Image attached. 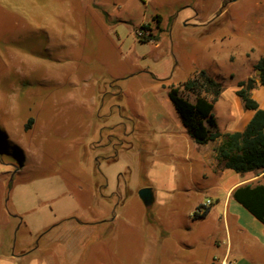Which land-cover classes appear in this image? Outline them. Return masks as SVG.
Instances as JSON below:
<instances>
[{
    "label": "rangeland",
    "instance_id": "obj_1",
    "mask_svg": "<svg viewBox=\"0 0 264 264\" xmlns=\"http://www.w3.org/2000/svg\"><path fill=\"white\" fill-rule=\"evenodd\" d=\"M36 1L42 20L16 41L13 12L22 8L29 18L30 4L0 0V264H157L148 255L161 231H196L188 212L195 217L199 202L211 201L213 230L227 182L209 171L169 87L201 69L244 76L249 43L232 25H264V3ZM157 14L163 31L140 28ZM137 32L161 35L142 42ZM263 51L259 44L250 56ZM226 84L215 105L221 128ZM77 90L81 99L67 100ZM154 101L170 129L148 124ZM98 139L117 143L112 162L102 158L115 150L98 147ZM96 183L114 194L94 198ZM209 184L220 189L204 190ZM144 187L154 188L150 205L140 199ZM209 242L220 245L221 232Z\"/></svg>",
    "mask_w": 264,
    "mask_h": 264
},
{
    "label": "crops",
    "instance_id": "obj_2",
    "mask_svg": "<svg viewBox=\"0 0 264 264\" xmlns=\"http://www.w3.org/2000/svg\"><path fill=\"white\" fill-rule=\"evenodd\" d=\"M23 1L26 6L27 4H30L29 18L27 17V12L23 11L22 8H20V10L17 12H13L16 41L21 35L24 34L21 32V30H24V32L27 30L33 31L34 24L39 23L42 20L41 13L39 12L40 8L37 6V1ZM229 1L232 3H237L240 0ZM263 3L264 0H257L254 4L255 6L260 7ZM0 6L1 10L3 6ZM155 16L152 17L151 21L143 22L141 25H155L154 28H156L157 31L160 29L163 31L164 28L160 26L162 22L158 23V20L155 19ZM159 16L161 17L162 21V16ZM257 22H260L259 18L257 19ZM232 26H234L233 31L237 33V38H243L249 43V48L246 51L248 70L244 76L236 75L233 72L226 74L209 72L214 78L222 81L224 84L225 88L219 99L226 91V83L231 84V92L228 96L230 104L224 114L226 118L224 128H221L218 117L215 114L217 128L221 133L243 130L255 113V110L244 107L241 98L236 93V91L239 89V81H245L244 86L250 93V96L257 101L259 108L264 109V84L260 81V70L254 67L259 58L264 54V51L257 57L250 56V54L254 51L255 46L259 44L264 45V25H246L245 27L241 28L237 27L236 25ZM45 28L49 29V26H46ZM161 32L153 34L157 37V39L154 41H159ZM156 44H158V42ZM233 58L234 57L232 56V59ZM57 73L58 72L55 70V77ZM82 93V90H77L76 92H73L67 96V100L75 97H77L79 100L81 99L80 97ZM101 94L102 92L99 93L98 99H100ZM219 99L216 101V103L219 101ZM94 107L95 106H91V109H94ZM146 118L148 120V124L154 126L158 130H166L170 129L171 127L170 118L166 117L165 113L161 111V108L156 101L147 106ZM117 124L120 125L121 123ZM220 142V138L211 140L204 144H198L195 142L196 149H200L201 146L203 147V154L207 159L209 171L214 174L216 173L215 175H218L221 179H226L227 181L222 188L224 190V198L222 203V214L218 220V224H215L213 230H209V219L214 218L211 216L212 207L210 205L206 207L208 209L206 215L200 218L191 217V209L193 208H190L188 212L190 223L194 224L198 230L196 229V231H194L188 229L185 232H169L168 230L163 229L158 236L159 248H151L148 255L151 258L155 257L154 260L157 261V264H264V224L232 196L233 190L240 185L248 183L264 184V170L257 169L246 172H236L231 168L219 166L215 149L220 144ZM95 143H97L98 147L100 146L105 148V150H111V148H113V145L102 144L101 139H98L95 141ZM109 155L110 154L103 156L102 159H104L105 162H112V160H108L106 158ZM99 157L100 156H96L95 161L97 164L100 162ZM104 186V184L96 183L94 185V189L92 190V196L94 198L99 196L110 197L114 194V191L108 195L102 193V188H104ZM215 188L220 189V186L209 184L203 189L211 191ZM152 191H154V188ZM155 200L156 195L153 193L152 203ZM201 205L205 204L199 202L196 207ZM219 231L221 232V244H217L216 248L211 249L209 234L218 235ZM171 245H173V248Z\"/></svg>",
    "mask_w": 264,
    "mask_h": 264
},
{
    "label": "trees",
    "instance_id": "obj_3",
    "mask_svg": "<svg viewBox=\"0 0 264 264\" xmlns=\"http://www.w3.org/2000/svg\"><path fill=\"white\" fill-rule=\"evenodd\" d=\"M155 19L158 23L161 22L159 15L155 16ZM140 28L149 31L150 26L143 24ZM137 36L143 42L157 39L151 32L147 35L137 32ZM254 67L260 70V81L264 84V54ZM238 85L236 93L244 107L255 110L253 117L241 131L221 133L218 130L215 103L225 87L222 81L214 78L205 69L199 70L177 86H170L168 95L184 127L196 143L204 144L221 139L215 149L219 166L231 168L236 172L264 170V109L259 108L257 101L250 96L244 86L245 81H239ZM188 95H193V99ZM33 122L34 119L30 118L26 128L29 129ZM117 141L123 143L120 138H117ZM112 145L115 152L106 157L108 160H114L116 157L117 143ZM232 196L264 224V184L240 185L233 190ZM207 210L205 208L201 212L196 211L195 218L205 216Z\"/></svg>",
    "mask_w": 264,
    "mask_h": 264
},
{
    "label": "water",
    "instance_id": "obj_4",
    "mask_svg": "<svg viewBox=\"0 0 264 264\" xmlns=\"http://www.w3.org/2000/svg\"><path fill=\"white\" fill-rule=\"evenodd\" d=\"M139 196L145 205H150L153 201V191L150 187H144L139 190Z\"/></svg>",
    "mask_w": 264,
    "mask_h": 264
},
{
    "label": "built area",
    "instance_id": "obj_5",
    "mask_svg": "<svg viewBox=\"0 0 264 264\" xmlns=\"http://www.w3.org/2000/svg\"><path fill=\"white\" fill-rule=\"evenodd\" d=\"M211 204V201L209 200L205 205H202V206H200L198 209H197V211H203L208 205H210Z\"/></svg>",
    "mask_w": 264,
    "mask_h": 264
}]
</instances>
